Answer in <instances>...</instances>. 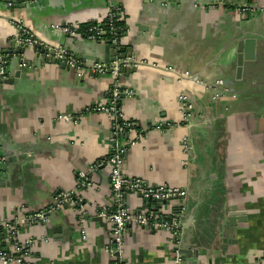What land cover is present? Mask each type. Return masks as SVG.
<instances>
[{
  "label": "crops",
  "instance_id": "crops-1",
  "mask_svg": "<svg viewBox=\"0 0 264 264\" xmlns=\"http://www.w3.org/2000/svg\"><path fill=\"white\" fill-rule=\"evenodd\" d=\"M119 1L128 24L123 45L149 63L132 73L86 70L80 76L35 47L12 49L11 72H20L0 82V156L8 160L0 167V215L14 219L48 206L57 192L76 187L78 172L106 157L111 118L87 109L104 102L116 83L125 91L119 101L124 117L147 130L130 146L124 173L187 191L185 246L199 254L185 264H264V0H222L214 7L212 0ZM243 2L256 13L242 15ZM106 14V0H16L13 6L0 0V49L14 47L18 22L64 46L67 35L53 24L96 22ZM76 38L70 45L82 63L104 61V42ZM240 53L248 59L239 79ZM152 63L190 71L193 79L181 84ZM218 81L228 89L214 96ZM182 92L192 104L189 120ZM109 174L107 166L89 172L95 187L82 193L91 215L86 241L71 207L21 230V239L36 240V264L114 262L105 251L109 228L97 219L111 203ZM128 203L146 206L138 197ZM174 250L170 233L133 229L124 260L175 264Z\"/></svg>",
  "mask_w": 264,
  "mask_h": 264
},
{
  "label": "built area",
  "instance_id": "built-area-1",
  "mask_svg": "<svg viewBox=\"0 0 264 264\" xmlns=\"http://www.w3.org/2000/svg\"><path fill=\"white\" fill-rule=\"evenodd\" d=\"M38 1V0H27ZM42 1V0H39ZM9 6H13V0H6ZM107 14L106 16L96 21L97 25L93 27L97 34L105 33L99 27L101 22L108 17L109 19L118 16L119 19H125L126 13L122 3L119 0H106ZM222 4V0H212L208 3L214 7ZM242 15L255 14L254 4L243 2L240 4ZM11 22L16 23L12 20ZM79 24V23H78ZM78 24H53L52 30L70 33L73 37H78ZM18 29V37L13 40L14 47L0 49V82L9 78L12 74L10 64L13 59L12 49L20 51L27 47H35L36 49H44L45 57L55 59L64 63L67 67L80 70L79 75H83L86 70H91L99 75L111 71L115 76L122 74L123 68L137 69L138 66L148 65L145 60H137L133 56L123 60L114 62H94L82 63L77 56L68 53V50L60 43H53L43 40L37 33L24 22L16 24ZM115 37L111 40H104V44H109L114 50L122 48L124 37H118V31L114 29ZM81 36V35H80ZM82 37V36H81ZM84 38V37H82ZM92 41H99L97 35L84 38ZM11 45V46H12ZM19 48V49H18ZM53 51L52 55L50 52ZM23 66L24 60H20ZM155 68L171 73L179 83L188 82L193 79L190 71L177 69L174 66H161L156 63L150 64ZM204 84L203 81H200ZM223 81H218V84L212 89L219 90V96L222 91ZM226 90V89H224ZM122 93H125L121 86L114 84L109 91V96L102 103L88 107V112H99L110 116L112 122L111 136L107 142L111 145V151L106 157L97 162L96 165L90 167L89 171H80L77 173V184L72 191L57 192L53 197V202L48 206L36 210L34 212H25L14 219L3 218L0 215V264H36L32 256V250L36 246V240L33 237L26 239L20 238V232L23 228L32 227L39 224H46L50 221L53 214L59 213L66 207L73 208L78 213V220L81 229V235L84 241L87 240L88 230L87 222L91 217L88 211L89 207L86 199L83 196V191L86 189H94L95 183L90 179L89 172L95 171L98 168H110V186L112 191L111 203L109 207L102 208L97 212L98 217L109 228L108 242L105 245V251L110 255L114 264H126L124 255L127 250V242L130 231L133 229H147L150 231H166L171 235V241L175 245L173 260L175 264H185V257L182 249L185 245V232L187 223V207L185 188L170 186L167 184L153 185L143 177H135L124 173V166L130 146L139 141L140 135L146 133L137 121L124 117L120 107L118 106ZM181 110L184 113L185 119L189 120L192 116V104L187 93L180 95ZM164 125L158 123L155 128L162 130ZM168 127V126H167ZM184 149L189 152L191 149L187 137H184ZM0 156V166L6 165L8 160ZM138 197L146 206L144 209H134L129 206L128 199ZM160 203V204H159ZM47 264H58L54 259Z\"/></svg>",
  "mask_w": 264,
  "mask_h": 264
},
{
  "label": "water",
  "instance_id": "water-1",
  "mask_svg": "<svg viewBox=\"0 0 264 264\" xmlns=\"http://www.w3.org/2000/svg\"><path fill=\"white\" fill-rule=\"evenodd\" d=\"M13 8V7H12ZM67 35V38H68V40L67 41H65V48L68 50V53H70V54H72V55H74V54H76L77 53V51H75V49H73V46H71L70 44L72 43L71 41L73 40V42H74V40H77V38L76 37H73L70 33H67L66 34ZM104 49H105V59H104V62H107V63H110V62H114V61H117V60H123V59H126L127 57H134L135 56V54H133L130 50H128L126 47H123L122 46V48H120V49H118V50H114L112 47H111V45H109V44H105V46H104ZM23 50V49H22ZM20 51V52H23V51ZM37 51H38V53H47V51L46 50H44V49H36ZM52 55L54 54V52L53 51H51L50 52ZM80 55L82 56L83 54H81L80 53ZM84 57L83 58H86V55H83ZM248 59V56H245L244 54H242V53H240V54H238V58H237V64H238V78L240 79V74H241V71H242V69H243V66H244V60L245 59ZM95 60H96V62H99L100 60L98 59V58H95ZM24 62H26V61H24ZM64 64V63H63ZM65 65V64H64ZM130 71L131 73L134 71V70H136V69H131V68H123V70H122V73H124L125 71ZM18 72H20V71H18ZM18 72L17 73H15V74H9V78L7 79V80H9L10 79V77H13L14 75L16 76L17 74H18ZM226 82L225 81H223V85H222V87H220V90H221V88H227L226 87ZM224 85H225V87H224ZM228 89V88H227ZM213 93L214 94H219L220 93V91L219 90H216V89H214L213 88ZM121 97H125V93H122V95H121ZM118 106H120V104H118ZM8 163V162H7ZM0 167H2V166H0ZM160 204V203H159ZM98 220H100V217H98L97 218ZM190 229H189V227L187 226L186 227V232H185V237H186V235H187V231H189ZM182 252H183V254H184V257L185 258H187V256L188 257H192V256H198V250H193V249H188L185 245H184V248L182 249Z\"/></svg>",
  "mask_w": 264,
  "mask_h": 264
},
{
  "label": "trees",
  "instance_id": "trees-1",
  "mask_svg": "<svg viewBox=\"0 0 264 264\" xmlns=\"http://www.w3.org/2000/svg\"><path fill=\"white\" fill-rule=\"evenodd\" d=\"M96 25L97 22H81L77 26V32L84 38L90 37L92 35H97L99 41H102V39L111 41L115 37L114 29L118 31L119 38L126 36L128 31V24L126 18L119 19L118 16H115L111 19L106 17V19L101 22L99 27L105 33L97 34L96 31H94L93 29V27ZM112 264H114V262H112Z\"/></svg>",
  "mask_w": 264,
  "mask_h": 264
}]
</instances>
